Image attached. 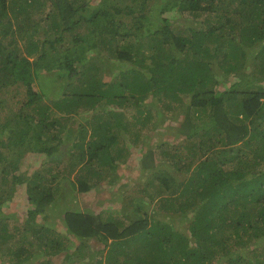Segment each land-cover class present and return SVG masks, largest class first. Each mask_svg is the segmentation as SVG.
I'll return each mask as SVG.
<instances>
[{"label":"trees","instance_id":"obj_1","mask_svg":"<svg viewBox=\"0 0 264 264\" xmlns=\"http://www.w3.org/2000/svg\"><path fill=\"white\" fill-rule=\"evenodd\" d=\"M148 1L139 0L138 10L112 5L113 11L97 6L83 13L89 31L72 35V44H76L62 51L63 70L55 73L59 74V85L49 88L53 74L44 85L33 83L46 66L42 62L46 54L40 49L42 36L34 32L36 23L42 21L37 18L34 22L32 17L43 14L52 2L48 25L78 29V9L71 0H0V91L19 84L24 94L11 115L8 112L7 120L3 121L0 114L1 129L15 121L13 116L17 118L8 145L21 144L34 127H56L58 131L47 138L37 131L34 143L36 150L52 155L63 143L62 124L55 111L62 110L60 115L71 121L76 117L71 111L92 109L86 122L75 127L73 135L81 140L70 148L78 147V152L68 168L52 172L50 178L34 173L26 191L30 206L22 224L18 211L4 206L11 188L9 176L17 177L13 169L22 154L0 153V163L4 162L0 167L1 262L29 264L39 255L47 260L64 253L62 261L66 264H264V83L259 82L264 80V43L259 46L264 41V0H177L180 10L203 16L200 26L192 27L189 33L174 31L167 22L156 24L145 12ZM171 2L164 3L160 12L176 6ZM120 14L131 20L116 24ZM145 23L153 28L142 30ZM122 28L126 30L122 36L130 39L118 48L114 36L124 31ZM139 36L141 41L136 44L133 39ZM106 44L115 51V58L128 63L117 66L119 72L103 81L101 88L92 86L99 81L95 76L84 85L72 83L78 72L77 58L71 52L98 51ZM34 54L40 58L30 59ZM252 62L257 64V70L251 69L252 77L225 84L231 73L239 75ZM1 80H5L3 84ZM46 89L60 91L57 98H51V105L44 101ZM149 91L163 103L156 118L161 123L167 121L164 109L172 108L175 99L189 97L183 106L184 117H177L179 123L154 133H171L175 141L182 137L187 148L200 149L204 144L209 153L197 163L194 173L189 160L179 164L183 151L167 148L169 141H163L162 136L148 143V133L143 138L144 127L132 124L122 113H114L115 119L109 121V104H124L131 97L136 103ZM138 111L142 112L141 108ZM150 115L146 113L144 121ZM23 120L25 124L18 126ZM156 128L154 123L151 130ZM196 137L198 141L190 140ZM127 141L147 146H141L145 151L140 158L147 174L137 187H130L120 208L111 207L108 214L106 208L99 209L82 193L101 189L105 179L111 184L118 182L117 159L130 151ZM217 144L227 148L217 150ZM157 151L164 156H157ZM222 151L225 157L220 156ZM197 155L198 151L192 150L187 157ZM226 165L234 166L230 169ZM179 170L185 173L178 179L184 182L182 193L157 194L161 189H173L170 180ZM197 194L202 202L196 203ZM68 195L72 198H66ZM170 212L180 213L183 223L178 225L175 219L167 218ZM94 238L103 248L93 246ZM105 250L104 257L99 258L98 252Z\"/></svg>","mask_w":264,"mask_h":264},{"label":"rangeland","instance_id":"obj_2","mask_svg":"<svg viewBox=\"0 0 264 264\" xmlns=\"http://www.w3.org/2000/svg\"><path fill=\"white\" fill-rule=\"evenodd\" d=\"M74 7H76L78 10L76 12V16L80 17V27L77 29L76 27H72L70 29H65L62 27L60 29H54L51 28L48 24L51 23V19L47 17L50 12L53 10V4L52 2L46 7V10L44 11L43 14H34L33 19L34 22L38 18V20L42 22L36 23L37 30L34 29L35 36H42L41 43H40V49L41 52H44L46 54V57L42 58L45 67L41 69L42 72L39 74L40 77H37L36 80H34V84L37 86L38 82H41V84H45V81L47 82V79L49 75H54L53 81L50 78V85H48L49 88H55V83L56 85H59L58 81V76L59 74H55L58 70H63V65L62 61L64 60L62 51H64L65 48H68L69 45L72 44L73 42V37L72 35L77 34V33H83L86 35V33L89 31V26H87L84 23L83 18L81 17L83 13L85 12H90L94 11L97 6H101L104 8H108L109 10L113 11L112 5L118 6L121 9L123 8L124 10H133L132 7H134L136 10H138V3L139 0H71ZM171 1L176 2V6L173 5L169 10L166 12H160V8L164 3H173ZM132 6V7H131ZM86 7V8H85ZM177 6V0H149L147 3V9L145 12L153 18V20L156 22V24H163L167 22L170 26H172L174 31H182L189 33L191 32L192 27L196 28L199 27L202 21L203 16H193L191 13L187 11H183L182 9L180 10ZM34 9V8H33ZM32 9V10H33ZM34 12V11H33ZM117 14L118 12H114ZM33 14V13H32ZM41 15V16H40ZM31 18V19H32ZM45 18V19H42ZM77 18L75 17L74 22ZM131 19L127 18L125 15L120 14L117 19H116V24L122 21L128 22ZM119 25H122V23H119ZM159 26V25H157ZM153 28L152 24L145 23V26L142 28V30L148 31ZM122 30H124L122 28ZM126 30L120 31V34H115L114 36V44L115 46L122 47L128 43V40L130 37L125 38V36H122L123 33H125ZM141 31V30H140ZM73 35V36H74ZM62 39L59 40L57 39L58 37H61ZM141 36H139V39H133L134 42L137 44L138 41H141ZM88 41L85 43L81 44L85 46ZM263 42H260L261 46ZM76 44V43H73ZM72 44V45H73ZM71 45V46H72ZM105 48L102 50L96 51L95 48H92L91 50H83L82 52H77L73 53L71 52V55L74 58H77L76 61V68L78 73H74L76 77H74L72 80V83H83V85L86 83H90L91 80L94 81L95 79L92 76H95L99 81L96 80V86L92 83V86L95 87V89L101 88V84L103 81L111 80L115 77L116 73L119 72L120 68L117 66H123L126 65L128 62L124 63V60L118 59L114 57V52L115 51H110L108 48V44H106ZM23 46V43H22ZM77 46V45H76ZM258 46V47H259ZM78 48V47H77ZM76 49V48H75ZM97 53V54H94ZM94 57L92 58V56ZM96 55V57H95ZM40 58L38 54H34L33 56L30 57V59L35 60L36 58ZM98 58V60H96ZM81 60V61H80ZM130 65H135L130 62ZM95 66V67H94ZM257 64L256 63H251L247 68L242 69L239 75H235L231 73L229 82L225 83H232L236 81L237 79H242V78H249L253 76V73L251 72V69L254 68L257 70ZM66 70V69H65ZM64 70V71H65ZM70 72V71H69ZM70 80V81H71ZM82 80V81H81ZM5 80H1V83H4ZM261 83H264V80L259 81ZM2 83V84H3ZM82 87V86H81ZM93 87V88H94ZM59 89V88H57ZM8 90V91H6ZM152 91H149L144 94V99H139L138 102L135 103L134 97L125 99L124 104H119V103H113L109 104L108 107L106 108V111L108 112V118L109 121L112 119H115L114 113H122L123 116H125L126 120L128 119L131 121L132 124H136L139 127H144L142 128L143 132V138L145 136V133H148L149 135V140L148 143L155 141V138L157 137L160 138L162 136L164 140H167L169 142L166 143L167 148L171 149H181L180 151H183V156L181 159H179V164L184 163L185 160H189L191 164V172L194 173V168L197 165L198 162L204 159L205 154L209 153L208 149H206L205 145L202 144L200 145V149H195L194 147L187 148L184 146L183 143L185 141H182L181 138H176V141L172 139V134L171 133H154L155 131H162L164 132V128L169 125H176L179 122L177 121V117L181 120L184 117L183 114V106L185 103L189 102V97L185 96L183 100H178L175 99L172 104V108L164 109V116L167 118V121L165 123H161L159 121H156V118L159 113V108L163 106L160 105L163 104L161 101H159L158 97L151 93ZM23 89L19 86V84H14L12 86L8 87H3L2 90L0 91V114L3 119V121L7 120L8 112L9 115H11V112L16 109L17 100L20 98L21 100L23 99ZM60 95V91L57 90L51 91L46 89V94H45V99L44 101L49 103L50 105L52 104L51 98H57ZM138 95V94H137ZM2 99H7L6 101H3ZM170 100V99H169ZM180 102V103H179ZM3 104H7L6 107ZM103 106H100L102 108ZM5 108V109H4ZM141 108L142 112L138 111ZM3 109V110H2ZM90 110H92L90 107L87 108H82L80 107L77 112H72L71 110L68 111L70 115L76 116L74 119L71 121L69 120V117L60 115L64 113L62 110H56L54 116H58V121L61 126H59L60 134L63 139V143L60 145L59 149L52 153V155H48L45 152H40L34 148V143L38 140L37 137V131H42L46 136H50L49 134L51 133H56L58 129L56 127H51L50 129L47 127H43L41 129L38 128H33L27 135H25L21 141H23L21 144H12L8 145V142L10 141V136L8 139V135L11 133V127L16 125V117L13 116V119L15 121L9 122L7 124L6 129H1L0 128V153L4 156H9V155H16L17 153L22 154L20 158L17 160V164L15 165V168L13 171L17 174L16 178H13L12 175L9 176V186L11 188L8 191V199L4 202V206L8 210H17L18 213L20 214V221L16 219L17 221L20 222V224L23 223L22 219H25L27 217V209L29 208V204H27V199H26V191L27 187L31 185L34 181V173L36 172H41L42 174H45L47 178L51 177L52 172H59L63 170L64 168H68L69 163L75 158H76V153L78 152V147H74L70 150L72 144L74 141L79 142L81 139L76 138L75 135H73L74 131L76 132V128L79 127V124L81 122H86L85 119L88 118V116L91 115ZM146 113H150V117L144 121V115ZM106 116V118H107ZM73 125H72V123ZM154 123H157V128L155 130H151L152 127L154 126ZM21 124H25V121H21V123L18 125L20 126ZM144 124V125H143ZM200 125H203V123H200ZM51 130V132H49ZM151 130V131H150ZM91 133V128L88 129L87 135L89 136ZM154 134V135H152ZM152 135V136H151ZM199 136V135H196ZM76 138V140H75ZM40 139V138H39ZM191 141L199 140V137L195 138H190ZM52 141V140H49ZM48 141V142H49ZM43 143V142H42ZM39 143V144H42ZM45 143V141H44ZM128 146H130V151L127 152L125 155L121 158L118 157L117 162L119 163V168H118V182L117 183H110L107 179H105L104 186L101 189H96L93 191H88L82 193L83 196L89 198L95 206H97L99 209H105L106 208V213L111 212V207L112 208H120L121 203L123 202L122 198L126 197L130 193V187L132 185L136 186V184H140L145 180V176L147 174V171L142 167V164L140 162V158L142 157L145 147L141 149V146H146L145 143L141 142L138 144L133 143L132 141H127L126 142ZM174 143H179L178 146H173ZM182 143V144H180ZM147 144V143H146ZM239 143L235 144L234 146L237 147ZM223 144H217L215 146V149L219 148H227ZM127 146V148H128ZM147 147V146H146ZM192 150H197L198 155L197 158L195 157H187L191 156ZM160 151H157V156H164V154L159 153ZM220 156L225 157L224 152L222 151L220 153ZM159 164V162H158ZM4 165L3 163H0V167ZM233 168L234 165H226L225 168L227 167ZM228 167V168H229ZM0 168V169H1ZM144 169V170H143ZM180 171V170H179ZM2 172L0 173V175ZM190 174V173H189ZM188 174V175H189ZM185 173L184 171H180L179 173L176 171V176L172 177L170 180L171 187L173 189H168L163 191L162 189L160 191H155L154 193L157 192V194H167L168 192L171 191H176L173 192V194H179L182 193V189L184 186V182L182 179L184 178ZM137 187V186H136ZM152 188V187H149ZM136 189V188H135ZM164 189V188H163ZM132 192H136V190H131ZM80 194V195H82ZM186 195V194H185ZM197 196V202H202V196L199 194ZM176 197V196H175ZM184 197V196H182ZM66 198H72L71 196H67ZM71 205H69L70 207ZM197 206V204H196ZM67 208V207H65ZM61 210V211H60ZM59 211L62 212V208H59ZM56 212V211H55ZM109 214V213H108ZM115 216L118 218L120 217V213H114ZM167 218L169 217L170 219H175L177 221L178 225H181L183 223L182 218L180 216V213H167ZM57 218L60 216H56ZM181 221V222H180ZM12 224H14L12 222ZM94 247L100 248L101 242L98 243L97 239H92L91 240ZM103 245H101L102 247ZM103 248V247H102ZM2 250V248H0ZM68 250L73 251V249L68 248ZM3 252L4 249H3ZM107 250H105L103 253L98 252V257L101 258L104 257L106 254ZM244 252V251H243ZM245 253V252H244ZM5 253H3L4 255ZM6 256V255H4ZM8 258V256H6ZM1 259V257H0ZM64 259V253H59L53 256H49L48 259L43 255H39V257L35 258L31 263L29 264H66L62 260ZM4 260V259H3ZM3 264H8L10 263L9 261H2ZM0 261V263H2ZM227 264V263H226Z\"/></svg>","mask_w":264,"mask_h":264}]
</instances>
